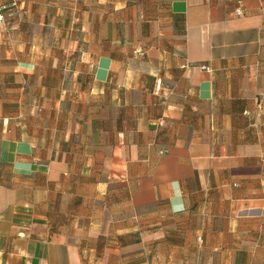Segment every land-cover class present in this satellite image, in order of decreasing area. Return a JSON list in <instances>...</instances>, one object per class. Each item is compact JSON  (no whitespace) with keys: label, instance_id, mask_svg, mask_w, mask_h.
I'll use <instances>...</instances> for the list:
<instances>
[{"label":"crops","instance_id":"0c3cea01","mask_svg":"<svg viewBox=\"0 0 264 264\" xmlns=\"http://www.w3.org/2000/svg\"><path fill=\"white\" fill-rule=\"evenodd\" d=\"M3 6L0 264H264V0Z\"/></svg>","mask_w":264,"mask_h":264},{"label":"built area","instance_id":"2783aa9c","mask_svg":"<svg viewBox=\"0 0 264 264\" xmlns=\"http://www.w3.org/2000/svg\"><path fill=\"white\" fill-rule=\"evenodd\" d=\"M16 7L15 6H3L0 7V25L5 23L9 18H12L15 15ZM237 14H241V8L236 10ZM203 69H207L203 67Z\"/></svg>","mask_w":264,"mask_h":264}]
</instances>
